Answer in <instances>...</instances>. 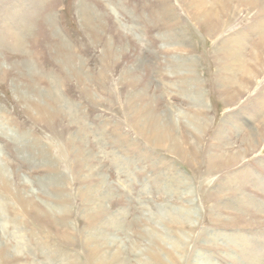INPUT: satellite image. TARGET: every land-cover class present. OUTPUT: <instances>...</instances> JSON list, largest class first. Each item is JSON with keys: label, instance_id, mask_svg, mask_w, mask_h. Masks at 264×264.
Instances as JSON below:
<instances>
[{"label": "rangeland", "instance_id": "obj_1", "mask_svg": "<svg viewBox=\"0 0 264 264\" xmlns=\"http://www.w3.org/2000/svg\"><path fill=\"white\" fill-rule=\"evenodd\" d=\"M260 116L264 0H0V264H264Z\"/></svg>", "mask_w": 264, "mask_h": 264}, {"label": "crops", "instance_id": "obj_2", "mask_svg": "<svg viewBox=\"0 0 264 264\" xmlns=\"http://www.w3.org/2000/svg\"><path fill=\"white\" fill-rule=\"evenodd\" d=\"M233 116L234 115H231V117H230V119L229 120H227V123H228V125H227V127H226V129H222L223 130V132H222V137H224L223 139V143H224V145H230L231 143H235V142H237V139L239 140H241L242 138H243V140H242V142H244V143H246V140L247 139H245V137H249V134L247 133V131H246V129H245V127L243 126H241V125H236V123L235 122H232V118H233ZM243 118H245V117H243ZM261 116H260V119H256V121H255V128H256V130L258 131V134H259V136H262L263 135V130L261 129V122H262V120H261ZM260 121V122H259ZM258 122H259V124H258ZM221 130V131H222ZM220 131V132H221ZM264 136V135H263ZM181 138H182V135L180 136ZM183 139V138H182ZM222 153L221 154H225V153H223V151H221ZM247 173V172H246ZM250 174V176H251V172L249 173ZM261 179V181L260 182H264V179H262V178H260ZM232 180V177H229V178H227V179H224V181L223 182H226V183H229L230 181ZM251 183V182H250ZM223 185V184H222ZM252 187V186H251ZM250 187V188H251ZM262 194L264 193L263 191H261V190H259ZM249 194H251V192H249ZM222 201L224 202V203H221V205L217 208V209H210L209 211V214L210 215H212V216H214L215 217V219H217V220H215V221H219V223H221L222 221H223V219L224 218H226L225 217V214L227 213V212H229L230 210V208L231 209H234V207L233 206H235V204H231V203H233L234 202V200H233V197L232 196H230V197H228V199H222ZM229 202H231V203H229ZM243 205H244V203H242ZM247 205H249V204H247ZM251 206V205H250ZM229 210V211H228ZM256 211H258L259 212V214L261 213L259 210H256ZM242 230H245V231H247V229H242ZM248 231H250V230H248ZM206 232H209V231H206ZM217 233H214L215 235H217V237L215 238L216 239V242L218 243V244H220V245H214V248L213 249H217V250H223V249H225V248H227V247H229V245L230 244H232V243H230V236L228 235V236H225V234L226 233H223L222 231H216ZM236 232V231H235ZM240 232H242L241 230H240ZM220 235H222L224 238L221 240V241H219L218 240V237L220 236ZM229 243V244H228ZM223 244V245H222ZM219 259V258H218ZM219 261H220V259H219ZM225 264H228L227 262H228V260L225 258ZM229 264H233V263H229Z\"/></svg>", "mask_w": 264, "mask_h": 264}, {"label": "bare ground", "instance_id": "obj_3", "mask_svg": "<svg viewBox=\"0 0 264 264\" xmlns=\"http://www.w3.org/2000/svg\"><path fill=\"white\" fill-rule=\"evenodd\" d=\"M196 16V15H195ZM244 66V64L241 65V67ZM113 222V221H112ZM115 223V222H114ZM119 224V223H118ZM113 226V225H112ZM99 229V228H98ZM97 229V230H98ZM99 231V230H98ZM88 232V231H87ZM90 233V232H89ZM99 233V232H98ZM92 236V235H91ZM253 261H257V259H253Z\"/></svg>", "mask_w": 264, "mask_h": 264}]
</instances>
